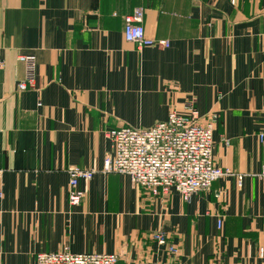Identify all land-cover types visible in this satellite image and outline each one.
<instances>
[{
	"label": "crops",
	"instance_id": "obj_1",
	"mask_svg": "<svg viewBox=\"0 0 264 264\" xmlns=\"http://www.w3.org/2000/svg\"><path fill=\"white\" fill-rule=\"evenodd\" d=\"M140 6L147 36L170 47L125 40ZM30 54L35 85L21 90ZM0 60V264L64 249L120 264H264V0H0ZM190 106L218 115L213 154L234 175L185 201L103 172L107 130ZM72 166L97 170L78 205Z\"/></svg>",
	"mask_w": 264,
	"mask_h": 264
},
{
	"label": "built area",
	"instance_id": "obj_2",
	"mask_svg": "<svg viewBox=\"0 0 264 264\" xmlns=\"http://www.w3.org/2000/svg\"><path fill=\"white\" fill-rule=\"evenodd\" d=\"M144 16L145 9L141 6L125 16V40L134 43L138 49L170 47L168 39L147 36ZM18 59L25 65V77L19 83V89L25 90L35 85L36 57L20 55ZM3 65L0 60V67ZM217 121V114L201 115L190 106L188 115L173 109L167 120L148 128L122 126L107 130L105 134L113 143L114 154L105 158L103 172L127 175L135 186L155 196L176 190L185 201H189L195 192L210 189L218 179L235 174L215 161L213 132ZM96 172L94 167L72 166L68 169L72 205L80 204L84 196L79 189L80 182L91 181ZM258 175L264 177V165ZM237 177L241 186L243 175ZM218 223L220 225L221 220ZM153 236L160 244H167L171 253H178L179 249L168 243L165 232ZM119 259L120 255L116 253H73L64 249L38 253L36 264H120Z\"/></svg>",
	"mask_w": 264,
	"mask_h": 264
}]
</instances>
